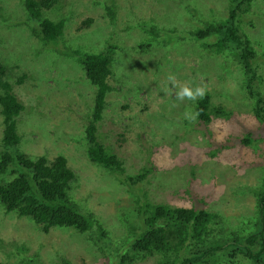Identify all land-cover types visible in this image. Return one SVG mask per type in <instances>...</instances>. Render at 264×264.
<instances>
[{"label": "rangeland", "instance_id": "374dc122", "mask_svg": "<svg viewBox=\"0 0 264 264\" xmlns=\"http://www.w3.org/2000/svg\"><path fill=\"white\" fill-rule=\"evenodd\" d=\"M61 1L60 8L45 14L51 19L66 17L65 44L80 53L117 44L108 81L113 88L96 128L113 144L124 174L135 175L143 167L151 171L142 181L119 183L88 159L86 143L80 138L89 124L94 88L72 56L75 51L59 53L52 50L53 45H42L32 36L29 26L33 23L27 20L20 1L0 0V62L10 68L6 78L25 106L17 123L18 132H24L20 143L25 150L33 156L61 154L66 158L76 176L71 199L80 212L92 213L108 230L109 239L102 238L105 243L124 236L120 242L126 244L127 232L134 237L142 229V220L129 213L134 195L145 190L151 202L188 206L193 200L182 191L191 184L207 198L205 208L222 216L219 225L224 230L244 236L246 224L248 233L255 234V224L262 225L261 216L255 213V194L262 191L264 179V123L254 122L252 100L244 91L245 76L234 56L212 54L188 38L190 30L227 17L232 0H112L113 21L106 11L108 0ZM87 18L91 24L79 27ZM241 20L240 28L255 52L251 65L258 77L252 87L264 92V0H252ZM214 40V35L206 38ZM22 74L23 81L14 83ZM170 75L178 83L202 86L212 103L234 113L233 122L225 130L222 118H213L206 129L195 121L191 127L184 125L193 107L187 100H175ZM247 132L253 140L246 146L241 138ZM257 136L263 139L256 140ZM150 141L161 144L154 155ZM231 143L234 147L228 152L240 150L242 157L235 161L244 158L248 165L204 154L206 149L224 153L217 146ZM190 150L196 157L190 156ZM257 150V156L250 155ZM94 229L80 233L64 227L44 233L32 220L4 213L0 207V264H19L30 258L35 264H63L59 257L70 264H102L107 257L108 263L115 261L111 255L102 256L101 241L92 238ZM22 244L24 250L19 249ZM125 248L122 244L118 253ZM154 258L146 256L132 264H153Z\"/></svg>", "mask_w": 264, "mask_h": 264}, {"label": "trees", "instance_id": "16d2710c", "mask_svg": "<svg viewBox=\"0 0 264 264\" xmlns=\"http://www.w3.org/2000/svg\"><path fill=\"white\" fill-rule=\"evenodd\" d=\"M19 1L27 14V20L33 23L29 26L32 36L42 45H53V51L72 54L70 51L74 50L77 55L73 53L72 56L75 55L84 71L85 78L94 88L89 124H87L85 136L80 138L86 143L85 152L88 159L103 168L106 173L118 178L119 183H135L146 179L151 167H143L132 176L124 174L122 160L114 151L113 144L109 143L96 128L107 106L105 98L113 88L108 81L113 73L112 61L117 44L111 43L107 48L94 53H80L79 49H73L72 44H65L63 28L66 17L51 19L45 14L46 10L60 8L61 0ZM112 3V0H108L106 11L113 21L115 10ZM251 3L252 0H232L227 17L213 23L206 22L202 28L190 30L188 38L212 54L222 53L223 57L234 56L232 59L240 64L245 76L244 91L252 100L250 113L254 122L257 120L264 123V92H258L252 87L258 77L251 65L255 52L250 45V38L240 28L241 13L248 11ZM91 22L92 19L87 18L79 27L88 26ZM212 35L215 36V40L206 41V38ZM58 45H61V49L57 48ZM9 69L7 65L0 62V207L4 213L26 217L38 225L40 231L44 233L52 228L64 227L83 233L95 227L92 238H98L101 241L99 251L102 256L115 257L113 258L115 261L109 263L108 257H104L105 260L100 262L102 264H132L146 256L155 257L153 264H264V179L262 191L255 194L257 207L255 213L261 216L262 221L261 226L255 224V234L248 233L246 224L244 236L237 234L234 230L229 232L224 230L223 226L219 225L222 216L216 211L205 208L207 198L202 196L201 192H196L200 188L193 189L190 183L191 185L186 186L182 191L195 201L188 206L151 202L145 190L134 195L132 197L134 207L129 213L133 215L135 213L136 216H134L142 220V229L134 234V237L127 232L126 244L120 242L121 240L124 242V236L112 239L109 244L102 241L103 237L109 236L108 230L102 228L99 219L92 213L80 212L77 208L78 204L75 205L72 201L70 189L76 176L67 165L66 158L61 154L51 158L42 154L33 156L21 145L24 132L21 129L19 130L21 134L18 132L17 123L25 106L18 101L13 92L12 82L6 78L5 74ZM24 76L23 74L17 76L14 83L20 84ZM187 102L190 107H193V112L190 115L186 114L182 121L188 127H191L192 122L195 121L206 129L213 118H222L225 130L235 118L234 113H230L224 106L212 103L211 95L207 91L203 97L187 100ZM236 128L238 129V123ZM232 132L235 133L237 130ZM205 133L210 135L208 132ZM251 138V133H245L241 138L242 144L247 146L252 142ZM259 139L263 138L257 136L256 140ZM158 145L161 146L157 142H151V148L155 149L153 155L157 153ZM233 147V143L226 146L220 145L217 148L225 151L224 153L206 149L204 154L213 159L223 157L225 160L235 162L238 166L248 165V160L244 158L240 162L235 161L242 156L240 150H235V155L229 153V149ZM258 150L250 155L257 156ZM189 152L190 156L196 157L194 150ZM155 161L156 159L151 161L152 165ZM192 179L193 175L188 181L191 182ZM129 224L130 220L126 230L129 229ZM105 244L107 246L104 248ZM122 244L126 245V248L119 254L118 248ZM254 245H256L255 250H253ZM21 246L19 249L24 250L25 245ZM109 250L111 254H106L105 252ZM240 256L245 259L240 261ZM59 258L63 264H70L68 260ZM25 261L35 264L33 258H30V261L22 260L19 264H24Z\"/></svg>", "mask_w": 264, "mask_h": 264}, {"label": "clouds", "instance_id": "9594fccd", "mask_svg": "<svg viewBox=\"0 0 264 264\" xmlns=\"http://www.w3.org/2000/svg\"><path fill=\"white\" fill-rule=\"evenodd\" d=\"M168 80L175 88V100L182 102L185 100H195L197 97H203L205 89L202 86H192L187 83H178L174 75H170ZM167 92L168 90L165 89Z\"/></svg>", "mask_w": 264, "mask_h": 264}]
</instances>
